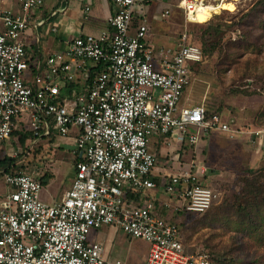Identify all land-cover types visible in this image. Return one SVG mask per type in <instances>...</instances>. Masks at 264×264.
<instances>
[{
  "label": "built area",
  "instance_id": "built-area-1",
  "mask_svg": "<svg viewBox=\"0 0 264 264\" xmlns=\"http://www.w3.org/2000/svg\"><path fill=\"white\" fill-rule=\"evenodd\" d=\"M152 1L112 0L100 35L75 37L65 50L34 59L26 32L44 0H0V151L12 144L17 158L24 134L33 144L73 134L77 157L71 187L54 204L42 200L33 172L4 175L0 264H113L92 237L105 226L148 242L145 264H218L209 251H187L181 228L161 212L169 203L149 194L158 190L156 143L196 145L208 134L233 132L231 120L205 104L183 103L203 51L184 33L171 58L156 53L150 22L134 14ZM252 134L264 149V129ZM160 186L187 213L207 212L222 195L190 171L166 174Z\"/></svg>",
  "mask_w": 264,
  "mask_h": 264
},
{
  "label": "rangeland",
  "instance_id": "rangeland-1",
  "mask_svg": "<svg viewBox=\"0 0 264 264\" xmlns=\"http://www.w3.org/2000/svg\"><path fill=\"white\" fill-rule=\"evenodd\" d=\"M162 1L134 8L135 19L146 16L150 22L151 34L171 33L173 42L169 46L159 45L158 38L154 39L161 51L173 55L184 33L203 51V61L195 69L183 103L205 104L210 112L220 113L233 125L232 133L215 132L196 145L188 141L155 144L158 166L174 174L199 173L203 184L222 194L207 212L187 213L173 208L167 217L181 228L190 253L204 249L218 264H264V149L261 139L252 134L264 129V0H238L234 11L215 13L202 24L189 21L184 9ZM242 129L248 133L234 131ZM46 140H37L40 146L35 147L31 141L25 147L28 139L24 144L20 140L24 148L15 160L37 177L50 175L41 194L54 195L58 192L56 174L57 180L62 176L70 180L75 167L69 166L70 146L63 144L60 148L56 138L50 143ZM7 147L11 152L12 144ZM6 168L0 166V170ZM162 210L166 216L168 208ZM103 232L110 238L103 241L100 235L97 239L103 241L104 255L110 263L122 260L145 264L148 242L129 238L111 226L103 227L100 234Z\"/></svg>",
  "mask_w": 264,
  "mask_h": 264
},
{
  "label": "crops",
  "instance_id": "crops-1",
  "mask_svg": "<svg viewBox=\"0 0 264 264\" xmlns=\"http://www.w3.org/2000/svg\"><path fill=\"white\" fill-rule=\"evenodd\" d=\"M156 1V0H153ZM197 1V0H195ZM165 4L174 5V8H182L181 0H177L179 4L178 7L175 6L171 0H163ZM7 7L13 6L12 4H6ZM14 8H17L14 6ZM89 8V10H87ZM114 11V6L112 0H44L43 6L36 11L31 19V25L27 29L26 37H27V52L28 55L34 59L42 58L45 59L48 55L63 51L67 48L69 41L78 36L85 35H100L104 30L108 28V18ZM193 16V15H192ZM192 16H189L190 18ZM192 19V18H191ZM192 22H194L192 20ZM199 23V22H195ZM202 24V23H199ZM159 41V45L163 44L164 46H169V42H173V38L171 37V33L169 31L160 32L159 35L151 34V26L148 34V43L153 48V50L158 54L161 52L160 46L154 42V39ZM170 38L172 40H170ZM162 45V46H163ZM176 45V44H173ZM160 51V52H159ZM163 56H167L171 58L172 55L170 52L163 51ZM158 58L160 59L159 55ZM69 89L70 93L77 91ZM213 134V133H212ZM209 135V134H208ZM211 135V134H210ZM204 138V137H203ZM202 138V139H203ZM201 139V141H202ZM29 141L28 140V144ZM55 141H60L58 145L60 148L65 146L71 147V164L69 166L75 167V162L77 157L73 154V147L71 142L75 143L74 135L72 134L70 137H56ZM177 142V140L170 139V142ZM35 147L36 145H32ZM164 146V145H163ZM16 147V145H14ZM13 148V147H12ZM43 148L45 149L44 145ZM14 150L10 152L9 149H4L0 151V157L4 159L6 157L10 158V154ZM53 151V149H52ZM65 152V151H64ZM178 158V157H175ZM72 168V167H71ZM76 169H74V174L70 180L65 178L64 176L58 177L56 174V186L58 192L56 194H46L42 193L41 198L48 204H54L60 202L66 192L70 189L72 180L75 176ZM166 174H174L170 173L167 168L164 166L161 168L157 165L153 180L158 184V190L150 191V195L156 197L159 200V203L168 202L169 207L161 205V212L163 214V208H168L166 212V217L169 215V212L173 208H178L179 211H184L182 208L183 201L175 198H171L165 190L160 186V182L163 176ZM54 175V173H53ZM55 178V176H54ZM51 178V179H54ZM68 180V181H67ZM68 182V183H67ZM163 193H162V192ZM9 192V187L4 179L3 170H0V199L4 197ZM179 207H178V206ZM164 215V214H163ZM165 216V215H164ZM168 218V217H167ZM108 227V226H105ZM103 228V227H102ZM98 229L93 232L92 237L95 241L100 242L102 244L103 241L108 240L110 238L108 232H103L100 234V230ZM99 233V234H98ZM114 234V233H113ZM103 235V241H99L98 236ZM146 262V261H145Z\"/></svg>",
  "mask_w": 264,
  "mask_h": 264
},
{
  "label": "bare ground",
  "instance_id": "bare-ground-1",
  "mask_svg": "<svg viewBox=\"0 0 264 264\" xmlns=\"http://www.w3.org/2000/svg\"><path fill=\"white\" fill-rule=\"evenodd\" d=\"M238 0H182L189 21L204 23L223 10L234 11ZM191 5V7H190ZM193 15V16H192ZM189 16H192L191 18Z\"/></svg>",
  "mask_w": 264,
  "mask_h": 264
},
{
  "label": "trees",
  "instance_id": "trees-1",
  "mask_svg": "<svg viewBox=\"0 0 264 264\" xmlns=\"http://www.w3.org/2000/svg\"><path fill=\"white\" fill-rule=\"evenodd\" d=\"M189 41L191 42V43H193V44H196V43H194V42H192L190 39H189ZM204 57V56H203ZM203 61V60H202ZM202 63V62H201ZM200 63V64H201ZM199 64V65H200ZM195 75V70L193 71V76ZM212 134V133H211ZM29 138L30 139H32L33 138V136H32V134L30 133V134H24V135H21V138H20V140L22 141V143L24 144L25 143V141L28 139L29 140ZM47 141V140H46ZM51 141L50 140H48L47 141V143H50ZM36 146H40V145H38V144H36ZM7 162V163H6ZM5 163H6V165H5ZM0 166H7V168L3 171V174L5 175V174H7V173H11V172H15V171H19V170H25V168L23 167L24 165H20V163L19 162H17L16 160H15V158H9V159H7V158H5L4 160H1L0 161ZM49 178H50V175H45L44 177H40V181L42 182V184L43 185H45V184H47V181L49 180Z\"/></svg>",
  "mask_w": 264,
  "mask_h": 264
}]
</instances>
